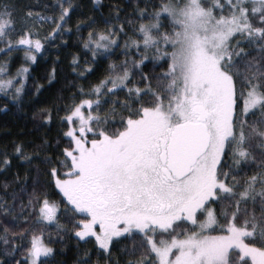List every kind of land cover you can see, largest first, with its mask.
I'll return each mask as SVG.
<instances>
[{
    "label": "snow or ice",
    "instance_id": "snow-or-ice-1",
    "mask_svg": "<svg viewBox=\"0 0 264 264\" xmlns=\"http://www.w3.org/2000/svg\"><path fill=\"white\" fill-rule=\"evenodd\" d=\"M51 7L52 15L20 14L16 0H0V54L9 57L0 64V94L18 108L26 64L45 41L71 32L66 25L80 5L56 0ZM110 7L111 26L92 28L83 48L93 61L117 49L123 59L109 63L97 83L79 86L64 115L57 109L62 131L54 149L48 140L34 154L23 141L13 146L11 155L45 166L51 191L38 177L28 186L17 172L20 188L9 201V183L2 185L0 217L31 226L16 232L0 221V264H47L55 249L45 228L53 224L58 236L94 238L74 264H101V257L103 264H264V0ZM35 21L54 25L45 41ZM95 23L89 17V27ZM21 50L25 64L10 74L11 54ZM95 70L88 66L78 76ZM38 115L53 120L49 108ZM9 167L4 150L0 171ZM61 212L71 229L60 223Z\"/></svg>",
    "mask_w": 264,
    "mask_h": 264
},
{
    "label": "trees",
    "instance_id": "trees-1",
    "mask_svg": "<svg viewBox=\"0 0 264 264\" xmlns=\"http://www.w3.org/2000/svg\"><path fill=\"white\" fill-rule=\"evenodd\" d=\"M16 2L20 14L32 10L42 15H52L53 9L51 6L55 4L56 0H16ZM73 3L80 5V7L71 14V19L66 25L67 28H71V32L56 35L51 42L45 41V37L54 25L48 22L35 21L39 28V38L45 41V47L37 53V60L34 63L26 64L29 67V75L21 101L22 107L18 108L10 100L6 99L3 94H0V152L7 150L11 159V167L7 171H0V196L5 195L2 185L8 182V194L5 198L9 201H11V193L14 190L18 192L20 188V185L15 183L14 180L17 172L20 174L21 181H24L25 177H27L28 186H31L38 177L40 184L44 185L46 190L51 191V188L47 186L49 178L43 171L45 166L39 160H33L32 165H29L18 157L11 155L14 144L23 141L27 151L34 154L37 151L36 146L40 145L42 140H48L54 149L62 131L57 119V109H59V115H64L63 106L70 102L72 95L79 86L84 85L87 87L89 84L97 83L105 75V69L109 63L113 60L123 59L120 49H117L114 55L107 58H97L96 61H93L90 51L83 48V41L87 38V34L92 28L102 29L111 26L110 23L106 24V21H111V13L114 11L110 7L111 5L119 3L126 8L127 12H131L135 0H99L97 4H93L92 0H73ZM45 5H48V7L46 8ZM124 15L125 13H121V21H117V23L122 22ZM89 17H95L96 20V23L91 25V28L88 24ZM78 22H82L79 30L76 27ZM13 39H15V36ZM121 43H123V38ZM2 47L3 44L0 43V48ZM11 55L12 60L9 72L10 74H15L17 68L21 64H25L23 51L13 52ZM74 58L78 66L73 64ZM8 59L7 54H0V64ZM88 66L95 67L96 70L88 75L87 79L80 78L78 73H83ZM151 67L152 65H149L144 68V71H149ZM53 68L56 69L55 78L49 83ZM155 70L160 71L159 68ZM3 78L7 79L8 77ZM38 85L43 86L39 92L36 90ZM6 104L8 105V110L5 111L3 108ZM41 108H49L53 111V120L50 124L44 123L38 115V111ZM34 113H37L35 117ZM60 144L63 147L66 141L61 140ZM45 154L50 153H40L41 156ZM35 165H39V173H37ZM30 190L31 188H29ZM23 199L26 201L27 195H24ZM52 199L60 203L61 208H63V201L60 195L53 193ZM18 204L19 201H17ZM59 219L61 224H65L71 229L72 225L63 212H61ZM0 221L7 223L8 227L16 232L26 226H31V222L29 225L19 221L16 224H11L4 220L3 217H0ZM39 227H43V225ZM57 232L55 224L45 228V233L51 234L53 241L51 246L55 249V254L47 259V264H74L77 255L82 256L86 249L93 248L94 238L89 240L88 243H84L75 238L71 232H59V236ZM59 237H63V240ZM122 243L124 242L122 241ZM113 252L120 256L117 248H114ZM125 258L127 257H121V259ZM42 259L44 258L42 257ZM96 259L97 255L93 250L92 260L95 261ZM100 259L101 264H103V257Z\"/></svg>",
    "mask_w": 264,
    "mask_h": 264
},
{
    "label": "bare ground",
    "instance_id": "bare-ground-1",
    "mask_svg": "<svg viewBox=\"0 0 264 264\" xmlns=\"http://www.w3.org/2000/svg\"><path fill=\"white\" fill-rule=\"evenodd\" d=\"M65 145V144H64ZM65 219V218H64Z\"/></svg>",
    "mask_w": 264,
    "mask_h": 264
}]
</instances>
